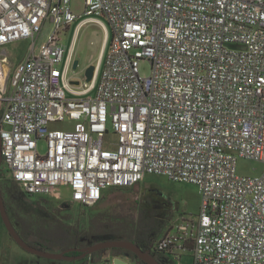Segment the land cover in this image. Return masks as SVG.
I'll list each match as a JSON object with an SVG mask.
<instances>
[{"label":"built area","instance_id":"1","mask_svg":"<svg viewBox=\"0 0 264 264\" xmlns=\"http://www.w3.org/2000/svg\"><path fill=\"white\" fill-rule=\"evenodd\" d=\"M84 15L108 21L110 45L77 90L55 68L62 32L82 17L71 0H0V48L33 41L15 67L0 52L1 150L13 180L35 198L61 199L69 187L85 207L149 175L194 184L197 219L184 217L155 248L191 240L192 264H264V170L237 172L239 157L264 163V0H84Z\"/></svg>","mask_w":264,"mask_h":264},{"label":"rangeland","instance_id":"2","mask_svg":"<svg viewBox=\"0 0 264 264\" xmlns=\"http://www.w3.org/2000/svg\"><path fill=\"white\" fill-rule=\"evenodd\" d=\"M71 6L77 14H82V18L88 17L84 15V0H71ZM73 27L71 25L62 32V44L67 53L76 36L74 52L80 59V65L76 73L72 75L77 80H84L87 66L91 63L98 65L101 60L105 29L101 24L90 20L83 23L76 35ZM51 30L52 25L47 21L41 35L36 37L37 42L43 43ZM32 42L31 38L21 39L1 47L0 52L5 49L10 56L11 65H14L13 63L25 57ZM63 67L64 61L55 68L61 72ZM140 74L142 76L151 74V63L148 59L140 61ZM92 94H96V91ZM67 125H69L68 122H59L52 124V127L62 128ZM114 140L115 136L108 134L105 138V145L112 147L111 142ZM39 151L41 154L47 151L45 139H40ZM263 170L264 163L261 161L238 158L237 172L240 175H260ZM0 183L14 226L27 235L29 240L32 237L44 239L57 232L71 231L73 226L79 223V218L83 227L92 220L94 224L102 225L107 222L124 231L150 229L153 226H159V230L167 227L165 229L167 230L170 228L167 224L175 222V219L177 221L185 213L198 217L201 205V195L196 185L174 182L162 175H149L137 185L118 191L112 199H103L101 204L104 206H100V210H104V213L92 216L86 214V211L92 210L71 202L69 187L61 188V192L63 199L71 202V205L63 203V199H56L49 195L38 198L27 195L23 188L13 180L4 161L0 169ZM13 250L30 254L13 239L0 214V264L12 262L15 256Z\"/></svg>","mask_w":264,"mask_h":264},{"label":"crops","instance_id":"3","mask_svg":"<svg viewBox=\"0 0 264 264\" xmlns=\"http://www.w3.org/2000/svg\"><path fill=\"white\" fill-rule=\"evenodd\" d=\"M78 19H80V20H78ZM78 19L71 24L72 26H74L73 30H74L75 35L78 33V31L81 28V26L83 25V23H85L86 21H89V20L95 21L93 19H89V17H84V18L80 17ZM99 20H100V22H97V21H95V22L101 24V26L105 29V41H104V44L102 47L101 60H100L102 63L103 59L105 58V55L107 54V52L109 50V45H110L109 40H110L111 29H110L108 21L105 18L99 17ZM70 26L68 28H70ZM74 37L75 38L72 41V46L70 47L69 51L66 53V56L63 60L64 61V67L60 73L64 77V84L65 85L68 82H70L72 84L71 88H75L77 90L78 89L80 90L81 86H79V84L76 83V81H78V80L75 79L74 76L72 75V73L74 74V72H72L73 61L75 58L79 59V57H77L75 52H74V44L76 41V36H74ZM40 44L41 43L37 42V48H39ZM3 51H6V50L3 49L2 52ZM20 61L13 63L14 65H12V66L15 67L17 65V63H19ZM99 62H98V64H99ZM69 95L70 96H80L79 94L77 95L75 93H72L71 91H69ZM135 185H137V184H135ZM135 185H133V186H135ZM127 188H129V187L106 188L103 192V196H102L101 200H99L93 206L86 207V208L92 210L90 212L86 211V214L87 215L90 214V216H92V215L102 213L104 211V210H100V206L103 205V204H101L102 200L105 198L107 200L112 199L113 197H115L117 195L118 191L126 190ZM62 199H63V197L61 198V200ZM63 201H64L63 203H65L67 205H71V202H73L72 200H71V202H69V201L64 200V199H63ZM73 203H76V202H73ZM80 206L85 207L82 205H80ZM199 210H200V208H199ZM184 217L189 218L191 220L197 219V217L193 216L192 214L185 213L181 216V218H178L177 221L175 219V222L171 223L170 225L167 224V226H170V228H168L167 230H165L167 227L162 229L161 233L158 236H156L157 238H155L154 240H153V238L149 239L148 237H145V235L139 234V232L136 230L135 231L125 230L124 231L122 229L116 228L115 226H111V224H109V223L107 224V222L102 223V225H97V224H94V222H92V220H90V223L83 227L81 224V220L79 218V223H77L76 226H73V229L71 231L69 230L67 232L66 231L57 232L56 234H54L52 236L44 237V239L43 238L40 239L39 237H32V238H30L31 239L30 241L33 243H38V244H41L42 242L49 244V246L47 247V250L51 251V252H62L63 250H66V249H69L72 247L84 248V247L89 246L91 244H95L98 241L109 239V238H115V239L124 238V239H130L134 242L144 240L145 242H152L155 246L157 241H159L161 238H163L168 232L173 231L176 228L175 226L178 223H180ZM185 245H186L185 249L174 250L172 252L171 251L170 252L169 251L159 252L160 256L159 257L156 256V257H158V259L161 260L164 264H192V261H193L192 248H193L194 243H193V241L188 240ZM12 252L14 253L15 256H14V259L12 260V262L10 264H114L113 259L116 256H119V257H122L126 260H129L132 262V264H138L137 257L133 252H131L130 250L121 249V248L100 250V251L91 253L84 258H79V259L68 258V259H59V260L49 259V258L37 255V254L29 252V251H28V253H30V254H23V253L18 252L16 250H13ZM152 252H153V250H152ZM67 254L71 255V256H75V255H78L81 253L78 251H70ZM142 264H146V263H142Z\"/></svg>","mask_w":264,"mask_h":264},{"label":"water","instance_id":"4","mask_svg":"<svg viewBox=\"0 0 264 264\" xmlns=\"http://www.w3.org/2000/svg\"><path fill=\"white\" fill-rule=\"evenodd\" d=\"M80 65V59L75 58L73 61V67H72V72L76 73V70L79 68ZM97 69V64L91 63L90 65L87 66L85 70V80L87 82H90L94 79L95 73ZM81 80L76 81V83H80ZM2 139L0 135V169L1 165L3 162V156H2ZM0 214L3 219V222L10 233V235L13 237V239L25 250L35 253L37 255L49 258V259H54V260H59V259H68V258H74V259H79V258H84L87 255L104 250V249H114V248H121V249H127L133 252L136 257H137V262L138 264L146 263V264H164L161 260L156 257V255L152 252V249H143L138 243L130 240V239H115V238H109L105 240L98 241L95 244H92L90 246L80 248V247H72L66 250H63L62 252H51L45 249H40L36 246H33L29 244L18 232L16 227L13 224V221L11 219V216L9 214L2 185L0 183ZM70 251H78L81 254L71 256L68 255L67 253ZM114 264H132L131 261L126 260L122 257L116 256L113 259Z\"/></svg>","mask_w":264,"mask_h":264},{"label":"trees","instance_id":"5","mask_svg":"<svg viewBox=\"0 0 264 264\" xmlns=\"http://www.w3.org/2000/svg\"><path fill=\"white\" fill-rule=\"evenodd\" d=\"M158 227L159 226H155V227L153 226L150 229L149 228H145V229H139L138 231H139V234L145 235V237H148L149 239H152L153 238V240H154L155 238H157L156 236H158L161 233V230H162V229L159 230ZM27 242L29 244L33 245V246H36V247L40 248V249L47 250V248H44L42 246H39L41 244L33 243L31 241H27ZM135 242H137L143 249L152 248L154 254L156 256H158V257L160 256L159 252H164V251L157 250L152 242H145L144 240H142V241H135Z\"/></svg>","mask_w":264,"mask_h":264},{"label":"flooded vegetation","instance_id":"6","mask_svg":"<svg viewBox=\"0 0 264 264\" xmlns=\"http://www.w3.org/2000/svg\"><path fill=\"white\" fill-rule=\"evenodd\" d=\"M18 232L20 233V235L26 240V241H30L29 238L27 237V235H24L21 231L18 230ZM50 239V238H49ZM92 245V244H91ZM44 248H47L49 246V244L42 242L41 245ZM90 246V245H89ZM87 247V246H86Z\"/></svg>","mask_w":264,"mask_h":264}]
</instances>
